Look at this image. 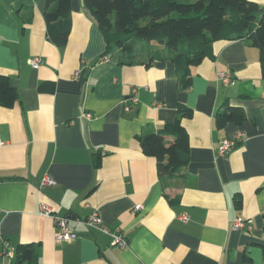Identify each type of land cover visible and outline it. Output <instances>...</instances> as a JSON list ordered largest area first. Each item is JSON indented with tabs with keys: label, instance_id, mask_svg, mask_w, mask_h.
Segmentation results:
<instances>
[{
	"label": "crops",
	"instance_id": "obj_1",
	"mask_svg": "<svg viewBox=\"0 0 264 264\" xmlns=\"http://www.w3.org/2000/svg\"><path fill=\"white\" fill-rule=\"evenodd\" d=\"M44 1L0 0V75L17 93L12 107L0 106V264H14L19 244H31L39 264H264L259 50L242 40L214 42L213 58L191 67V87L180 90L170 61L118 65V48L105 54L106 40L82 0H70L68 41L55 46ZM33 57L39 68L29 66ZM223 71L233 85L217 80ZM42 82L53 90L41 92ZM178 105L192 111L180 124L188 161L179 177L159 179L155 159L135 138L173 123ZM226 107L241 109L244 120L218 128L215 113ZM226 138L236 147L219 157ZM172 140L164 137L165 145ZM46 176L54 184L41 186ZM42 204L67 217L74 239L56 240ZM93 211L124 238V248L83 224ZM235 218L252 230H234Z\"/></svg>",
	"mask_w": 264,
	"mask_h": 264
},
{
	"label": "trees",
	"instance_id": "obj_2",
	"mask_svg": "<svg viewBox=\"0 0 264 264\" xmlns=\"http://www.w3.org/2000/svg\"><path fill=\"white\" fill-rule=\"evenodd\" d=\"M106 40V53L118 48V65H131L142 59L174 64L177 86L188 90L191 67L213 58L211 45L219 41L242 40L259 50L261 77L264 79V5L250 0H82ZM43 19L50 42L61 48L71 30L70 0H45ZM39 90H53V83L42 82ZM9 78L0 75V106L10 108L17 93ZM173 123L157 132H142L135 139L142 154L156 161L157 177L173 179L188 161V137L181 120L190 118L189 107L178 105ZM241 109L226 107L214 116L216 127L228 122L240 124ZM173 138L165 145L164 137ZM170 204L175 199L168 201ZM240 205V201H235ZM31 244H19L14 264H39Z\"/></svg>",
	"mask_w": 264,
	"mask_h": 264
},
{
	"label": "built area",
	"instance_id": "obj_3",
	"mask_svg": "<svg viewBox=\"0 0 264 264\" xmlns=\"http://www.w3.org/2000/svg\"><path fill=\"white\" fill-rule=\"evenodd\" d=\"M105 62V60H102ZM30 67L32 68H39V66H41L42 61L39 57H33L30 61ZM217 80L220 82V84H224V85H233V80L232 77L229 73L227 72H218L216 75ZM136 93H137V89L134 87H131L130 90V97H129V101H131L132 103H135L137 100L136 99ZM157 108L161 107V104L157 103ZM127 110V107L125 108ZM89 113L84 114L83 116L87 119L90 118ZM236 147V139L232 138V139H222L221 141H219L217 147H216V152L217 155L219 157H226L234 148ZM41 181V186L44 185H52L54 184V181H52V179L48 176L44 177ZM41 208V215L44 217H48L49 219L52 220V223L54 225V227L56 228V240L58 242H64V241H69L72 238L74 239L75 235L74 232L71 231V228L69 226V220L67 219V217H62V216H57L54 214L53 210L50 207H46V205L42 204L40 206ZM140 207H135L134 211H137ZM264 211V205L262 206V210ZM98 213L96 211H93L92 213H90L88 216H86L85 220L83 221V224L89 228V229H93L96 230L104 235H107L111 238V244L114 246H117L119 248H124L126 246V242H124V238L118 233V231H113L110 230L100 219V217H98ZM182 220H186L185 216L181 217ZM250 221H246L243 220L241 218H235L231 225L232 228L234 230H247V231H251L252 230V225L250 224ZM9 251H5L4 255H8L10 256V253H8Z\"/></svg>",
	"mask_w": 264,
	"mask_h": 264
}]
</instances>
